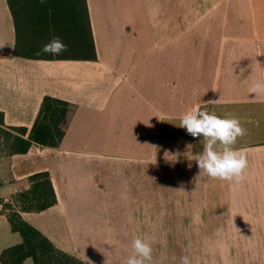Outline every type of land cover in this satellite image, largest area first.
<instances>
[{
  "label": "crops",
  "instance_id": "obj_1",
  "mask_svg": "<svg viewBox=\"0 0 264 264\" xmlns=\"http://www.w3.org/2000/svg\"><path fill=\"white\" fill-rule=\"evenodd\" d=\"M35 1L74 40L88 15L97 58L16 55V22L0 0L6 126L28 138L45 97L74 106L57 147L0 152V201L19 210L28 178L48 172L57 203L21 216L86 264H124L137 236L151 241V264H181L189 253L192 264H264V96L248 91L264 81V0ZM16 2L24 10L26 0ZM194 106L247 130L234 146L247 153L242 184L199 169L205 138L179 126ZM8 214L0 203V256L23 242Z\"/></svg>",
  "mask_w": 264,
  "mask_h": 264
},
{
  "label": "trees",
  "instance_id": "obj_2",
  "mask_svg": "<svg viewBox=\"0 0 264 264\" xmlns=\"http://www.w3.org/2000/svg\"><path fill=\"white\" fill-rule=\"evenodd\" d=\"M9 4L18 31L16 55L42 58L22 50L20 45V24L25 11L18 5L16 0H9ZM36 14L39 17V21H42L43 17L39 13ZM83 39L85 40L84 42L87 41L86 52L83 50L84 54L76 56V58L85 60L96 59V48L88 15L86 30L83 26ZM27 45L30 44L28 43ZM73 116L74 106L71 103L47 96L43 100L40 113L30 136L26 138L28 130L26 128L6 126L4 114L0 112V152H6L9 155L26 154L33 144L44 147H57L63 140ZM27 181L29 186L22 188L16 197L19 203V210L12 207L10 203L0 201L4 208L10 212L8 219L13 231L18 232L23 238L21 244L9 247L2 252L0 264H24L27 259H32L33 264H86L78 257L56 247L38 229L22 218L21 212H41L57 203L55 188L48 172L33 174Z\"/></svg>",
  "mask_w": 264,
  "mask_h": 264
},
{
  "label": "clouds",
  "instance_id": "obj_3",
  "mask_svg": "<svg viewBox=\"0 0 264 264\" xmlns=\"http://www.w3.org/2000/svg\"><path fill=\"white\" fill-rule=\"evenodd\" d=\"M40 2L43 3L44 0ZM65 51H67V45L59 37H54L41 50L42 53L53 56H59ZM248 91L255 96H264V81L253 83ZM179 126L186 129L193 138L199 136L205 138L204 151L195 158L199 169L204 174L212 179L234 182L236 185L242 184L247 179V153L234 147L237 138L243 137L247 132L238 118L222 117L194 106L182 114ZM218 143L221 148H214ZM131 247L132 254L126 258L124 264H151L153 248L148 238L135 237ZM190 248L189 244L188 249ZM181 264H192L190 253L181 257Z\"/></svg>",
  "mask_w": 264,
  "mask_h": 264
},
{
  "label": "rangeland",
  "instance_id": "obj_4",
  "mask_svg": "<svg viewBox=\"0 0 264 264\" xmlns=\"http://www.w3.org/2000/svg\"><path fill=\"white\" fill-rule=\"evenodd\" d=\"M23 5L25 12L22 15V20L24 29L26 30H24V35L27 36L26 43L28 42L30 44L27 45L28 48L25 52L41 57L80 56L84 54L87 41L84 42L83 36L82 40H80L79 37L77 40H74V34L72 37L73 39L69 37L71 33L66 31L64 27L58 25L61 18L59 19V17L55 16L53 10L38 4L35 0H26ZM32 7H34V9H31ZM36 13H39L40 16L43 17L42 21H39V17L36 16L38 14ZM76 36H78V34ZM54 37H59L61 41L67 45V51L59 56L42 53L41 50L43 46L49 43ZM38 53L40 54L38 55Z\"/></svg>",
  "mask_w": 264,
  "mask_h": 264
},
{
  "label": "built area",
  "instance_id": "obj_5",
  "mask_svg": "<svg viewBox=\"0 0 264 264\" xmlns=\"http://www.w3.org/2000/svg\"><path fill=\"white\" fill-rule=\"evenodd\" d=\"M189 138L191 140H194V141H201L204 137L203 136H199V137H196V138H193L190 134H188ZM9 201L6 200V203H8Z\"/></svg>",
  "mask_w": 264,
  "mask_h": 264
}]
</instances>
